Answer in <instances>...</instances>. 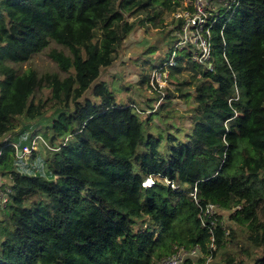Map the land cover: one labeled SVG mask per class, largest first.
<instances>
[{
	"label": "trees",
	"instance_id": "1",
	"mask_svg": "<svg viewBox=\"0 0 264 264\" xmlns=\"http://www.w3.org/2000/svg\"><path fill=\"white\" fill-rule=\"evenodd\" d=\"M128 1L138 14L130 22L122 0H0V138L31 132L32 139L35 122L52 112L41 135L56 150L37 164L32 153L21 169L12 149L2 150L0 172L12 174L13 193L0 221V264H157L174 246L207 253L211 233L194 188L199 205L229 212L249 248L264 250V29L253 28L264 20V0H240L213 28L212 71L184 50L162 67L171 46L161 71L187 63L198 75L181 138L154 133L144 109L116 102L98 81L137 26L181 5ZM45 49L60 72L20 71ZM147 178L155 180L144 187ZM211 231L213 257L235 232L220 216ZM240 250L248 262L239 264H264V255Z\"/></svg>",
	"mask_w": 264,
	"mask_h": 264
},
{
	"label": "rangeland",
	"instance_id": "2",
	"mask_svg": "<svg viewBox=\"0 0 264 264\" xmlns=\"http://www.w3.org/2000/svg\"><path fill=\"white\" fill-rule=\"evenodd\" d=\"M133 4L131 1L122 0L120 6L125 19L129 22L134 21L138 16L137 13L131 12ZM173 15L172 12L163 9L161 16L154 24L142 22L140 26H137L122 41L116 52L115 61L111 66L101 71L98 81L107 84L116 102L129 103L132 100L138 109H144L146 113L140 116L142 119H149V125L154 133H172L181 138L184 131L189 130L191 126L192 120L189 117L194 105V86L198 80V75L189 68L187 63H183L178 72L165 69L166 71L161 73L158 69L168 58L171 46H174L176 30ZM141 18L143 19V16ZM253 28L264 29V20L257 23ZM51 46H54V44H51ZM46 52L47 49L22 63L19 66L20 71L28 68L39 73L59 71L57 66L47 57ZM9 64L14 65L13 62H9ZM160 74L162 75L160 76ZM48 94L46 90L42 92L43 97ZM159 95L164 96L163 99H159ZM160 105H163L162 108H160ZM149 106L152 108L159 107L158 109L162 110L161 115L164 116L154 115V109H150ZM147 114H150V116ZM54 116L52 112H47L44 117L35 122L32 132L40 130L37 135L42 137L41 131L50 125V121ZM156 125H158V128H156ZM30 133L28 132L17 142L20 145L24 142L29 145ZM34 151L33 153L36 156L34 162L37 164V161L49 158L56 150L47 149L42 144H38L34 146ZM24 159H26V155ZM147 179L148 181H146ZM147 179L143 183L144 187L151 185L149 179L152 182L155 180L152 178ZM156 180L165 184L164 179L160 177H157ZM8 215L9 209H5L0 213V221L7 220ZM220 219L225 227L234 229L235 234L231 238V242H226L224 248L216 252L209 264H227L229 257L233 259L230 264H239L240 261L248 262L247 255L240 248L254 251L257 255H264L263 249L253 250L249 248L245 243L242 227L234 225L229 220V212L220 211ZM2 240L0 236V243Z\"/></svg>",
	"mask_w": 264,
	"mask_h": 264
},
{
	"label": "built area",
	"instance_id": "3",
	"mask_svg": "<svg viewBox=\"0 0 264 264\" xmlns=\"http://www.w3.org/2000/svg\"><path fill=\"white\" fill-rule=\"evenodd\" d=\"M240 0H181V5L172 13L174 14V21L178 24L176 30L175 42L172 51V55L168 62L163 64L162 67L172 65V58L177 52L186 51L190 53L191 63H195L200 68L206 71L213 70L212 59V47H211V33L214 27L222 20L235 12V9L239 6ZM175 24V25H176ZM224 26L220 23L219 32L222 33ZM225 57L224 54H222ZM161 73V68H158ZM162 74H160L161 76ZM16 135L4 134L0 138V156L2 150L6 147L12 149L11 153L14 157V165L17 169L23 168L28 162V156L34 151V146L42 144L47 149L55 150L50 147L42 137L36 135L30 140V144L21 146L17 142ZM26 155V159L24 156ZM148 181V179L146 180ZM151 185L153 184L152 180ZM165 185L176 188L177 186L170 181L164 179ZM145 183V182H144ZM13 177L11 173L0 172V212L7 207L10 202ZM151 185H147L148 187ZM146 186V187H147ZM196 188L193 189L191 194L194 202L198 205L199 212L198 218L205 226L209 223V231L211 233L210 241L208 243L209 252L203 253L199 246H195L192 249H185L182 246H174L169 256L161 258L157 264H209L212 259V251L215 250L214 238L212 229H214L215 223L220 216V209L218 205L208 203L204 206L199 205V202L195 197Z\"/></svg>",
	"mask_w": 264,
	"mask_h": 264
},
{
	"label": "clouds",
	"instance_id": "4",
	"mask_svg": "<svg viewBox=\"0 0 264 264\" xmlns=\"http://www.w3.org/2000/svg\"><path fill=\"white\" fill-rule=\"evenodd\" d=\"M144 182H145V181H144ZM144 182H143V183H144Z\"/></svg>",
	"mask_w": 264,
	"mask_h": 264
}]
</instances>
